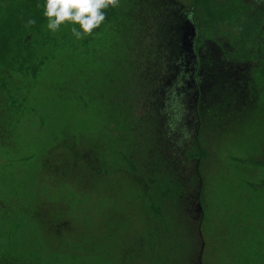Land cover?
Returning a JSON list of instances; mask_svg holds the SVG:
<instances>
[{
    "label": "rangeland",
    "instance_id": "rangeland-1",
    "mask_svg": "<svg viewBox=\"0 0 264 264\" xmlns=\"http://www.w3.org/2000/svg\"><path fill=\"white\" fill-rule=\"evenodd\" d=\"M141 1H121L119 21L99 26L96 39L104 40L91 54L78 48L73 25H62L58 34L46 28L54 38L45 50L52 62L41 79L27 84L41 103L29 124L16 123L0 87V264L12 243L4 232L22 216L30 223L19 232L22 243L29 245L36 227L43 248L59 254L57 264H75L71 255L87 260L91 252L103 254L102 264H149L161 223L146 205L155 201L151 182L163 174L192 185L189 206L184 204L193 218L201 264L206 246L214 255V248L227 244L232 218L217 217L202 231L200 174L204 200L216 197L218 187L236 188L235 209L242 217L237 229L264 235V193L255 203L239 186L256 180L258 172L232 163L235 155L264 161V101L253 63L226 60L232 43L229 29L222 27L206 41L223 53L216 63H201L205 69L199 71L195 22L201 13L189 0H175L190 31L189 56L179 58L178 70L169 76L156 23L146 25ZM243 1L264 6L261 0ZM159 74L164 80L158 83ZM167 78L166 105L158 115L150 103ZM117 127L125 128L124 140L114 132ZM198 144L208 153L201 163L186 157Z\"/></svg>",
    "mask_w": 264,
    "mask_h": 264
},
{
    "label": "trees",
    "instance_id": "trees-1",
    "mask_svg": "<svg viewBox=\"0 0 264 264\" xmlns=\"http://www.w3.org/2000/svg\"><path fill=\"white\" fill-rule=\"evenodd\" d=\"M121 1L116 0L115 6H109L104 10L105 20L102 24L112 27L113 23L119 21ZM189 1L194 5L195 11L201 13L195 22L198 34L195 47L198 63L201 65L198 70L205 69L201 63L208 61L211 64L216 63L223 53L220 47L206 41L208 36L216 29L228 28L226 36L232 43V50L226 52L225 58L232 62L253 63L252 74L258 80L264 101V6L254 7L243 0H223L221 5H217L214 0ZM139 3L142 4L139 6L142 7L141 12L146 14L144 18L146 25L148 21L156 23L157 47L166 58H169L167 72L173 77L175 70H178L180 59L189 56L186 41L189 40L190 31L185 25L183 9L175 4V0H142ZM43 4L44 0H0V87L12 116L20 126L29 124L38 115L41 107L38 95L33 93L27 84L41 79L52 62L45 50L51 47L54 38L46 30L47 21L42 15ZM29 20L34 23L28 24ZM173 22L177 23L173 25ZM56 33L58 34L59 30ZM99 34L98 27L90 35L78 40L80 43L78 48L91 54L95 47H99V41L104 40L102 37L96 39ZM170 35L173 39L169 38ZM154 78L158 83L164 80L162 74ZM9 79L20 84L17 91L10 87ZM170 80L167 78L164 81L165 85L157 86L153 92L154 100L152 99L150 107L156 114L166 105V100L163 99L164 88L169 86ZM114 132L120 140L127 136L123 127H117ZM186 157L201 163L207 159L208 153L198 144L186 152ZM232 163L235 168L258 172L256 180H246L239 185L252 196L255 203L258 202L259 195L264 193V161L235 155L232 157ZM175 178L177 177H173L172 174H163L151 182L156 183L153 185L155 201L147 204L146 208L160 221L161 228L157 242L150 251L149 264H201L199 241L192 226L193 218L186 207L189 206L187 200L190 198L192 185H182ZM200 180L202 188L199 200L204 212L202 231L205 225L209 226L217 217L224 216L227 222L232 218V222L228 223L229 241L225 239L227 244L221 245L218 249L214 248V255L206 246L202 258L204 264H264V235L243 233L237 229L238 220L242 218L240 211L235 209L239 201V191L230 185L221 186L215 191L216 197L213 194L204 200L205 181L202 174ZM182 207L186 209V215ZM24 224L23 216L17 217L9 224L14 228L11 231L5 230L3 237L8 235L7 242L11 239L12 243L2 253V262L57 264L59 254L55 256L50 254L46 247L43 248L36 227L30 230L34 238L29 245L22 243L19 232L25 226L30 228V223L25 226ZM77 257L71 255L70 259L76 261L75 264H102L105 261L100 252H91L84 261Z\"/></svg>",
    "mask_w": 264,
    "mask_h": 264
},
{
    "label": "clouds",
    "instance_id": "clouds-1",
    "mask_svg": "<svg viewBox=\"0 0 264 264\" xmlns=\"http://www.w3.org/2000/svg\"><path fill=\"white\" fill-rule=\"evenodd\" d=\"M115 4L116 0H44L42 15L51 33L57 32L67 23L73 25L72 35L80 40L104 22V10ZM32 23L34 21H28V24Z\"/></svg>",
    "mask_w": 264,
    "mask_h": 264
},
{
    "label": "water",
    "instance_id": "water-1",
    "mask_svg": "<svg viewBox=\"0 0 264 264\" xmlns=\"http://www.w3.org/2000/svg\"><path fill=\"white\" fill-rule=\"evenodd\" d=\"M196 31V30H195ZM195 34H196V32H195ZM189 49V48H188Z\"/></svg>",
    "mask_w": 264,
    "mask_h": 264
}]
</instances>
